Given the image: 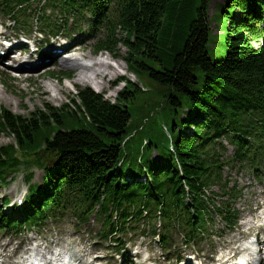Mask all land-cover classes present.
Listing matches in <instances>:
<instances>
[{
  "label": "trees",
  "instance_id": "trees-1",
  "mask_svg": "<svg viewBox=\"0 0 264 264\" xmlns=\"http://www.w3.org/2000/svg\"><path fill=\"white\" fill-rule=\"evenodd\" d=\"M212 1L46 0L64 24L85 13L103 22L98 47L117 52L123 45L130 73L151 89L123 78L114 102L78 87L71 103L26 116L0 105V139H13L0 144V185L20 170L28 182L31 169L44 170L42 184H30L23 222L67 212L87 222L93 215L112 235L146 211L164 228L182 225L191 240L208 231L213 215L233 225L231 202L240 191L222 169L264 170V0L218 5L212 19L221 32L215 35ZM22 3L26 10L32 5L0 0V8L7 15ZM54 19L44 23L61 28ZM144 104L146 115L136 121L134 112L138 116ZM221 140L232 146L229 156ZM153 152L162 165L151 159ZM212 187L220 189L212 196L227 197L221 205L206 194ZM1 216L2 227L22 224ZM160 241L168 244V238Z\"/></svg>",
  "mask_w": 264,
  "mask_h": 264
},
{
  "label": "rangeland",
  "instance_id": "rangeland-1",
  "mask_svg": "<svg viewBox=\"0 0 264 264\" xmlns=\"http://www.w3.org/2000/svg\"><path fill=\"white\" fill-rule=\"evenodd\" d=\"M225 0H213L208 9V16L211 20L210 30L212 31L213 35L219 34L221 31L218 29V24L212 19V16L217 13V6L223 5ZM0 21L6 22L12 27V24H10L6 19L1 18L2 14L0 12ZM99 36L102 34V24H99ZM19 29V27L17 28ZM81 30L87 31L86 33L82 34L83 38H87L89 36L88 33H90L89 30H91L89 27L81 26ZM17 31L13 28H11L10 31H8L9 34L16 33ZM37 37V35H36ZM98 37V36H97ZM99 38V37H98ZM37 39V38H36ZM97 38H94L90 41L91 46L96 41ZM253 46L257 45V42H251ZM117 54L124 55L125 49L123 45H120V47L117 50ZM88 52V53H87ZM90 52V54H89ZM86 57H91V51L89 47L84 50L83 52ZM102 55L100 62L104 61L106 58L111 60L113 63L120 65L118 66H111L110 68H107L105 64H103V68H100L98 70H94L90 67H92L93 64L90 65V67L81 65H75L74 68H77L83 76L80 79L79 71L76 74L75 79L72 82H66L62 79H53L52 84L55 86H61L62 89L60 90L59 96L61 98H56V96H48L50 93L54 94L53 92L46 91L42 84L45 82H48V78H37L34 79L31 83H24L17 80H8L5 79V85H7L8 89L0 85V104L4 106L5 108L9 109L14 114L18 115H28L31 111H34L36 109H42L45 105L50 106H56L60 107L64 105L65 103H70L69 99L73 98V95L76 93L77 87H91L94 89V91L99 92L104 99L114 101L116 94H118L120 91H122V88H124V84L121 82V80L118 83V78L123 77L127 80H129L131 83L139 82L135 78L133 73H130L129 69L125 65L124 61L122 59H111L114 53H101ZM115 55V54H114ZM98 57V58H100ZM97 58V59H98ZM115 58V57H113ZM90 61L91 58H87ZM104 63V62H103ZM73 64H77V61H74ZM107 69V73L102 74L100 72L101 70ZM119 69V70H118ZM116 73L115 76H112ZM78 76V78H77ZM103 79V86L102 88H98L96 86L102 85L101 81ZM115 80V82H113ZM57 81V82H56ZM77 81V82H76ZM141 83L146 87L147 90H150L151 85L147 80L141 79ZM92 82V84H91ZM115 83V84H114ZM139 82V86H142ZM98 84V85H97ZM93 85V86H91ZM3 95V96H2ZM2 96V97H1ZM47 96V97H46ZM51 98V99H50ZM138 103L140 97L138 96ZM61 100V101H60ZM146 105L144 104L141 111H139L138 116L137 112H134V117L136 121L138 119L143 118L146 113ZM160 124H162L160 122ZM135 129H137L135 127ZM191 129V128H190ZM133 134V133H131ZM139 136V133L136 135ZM139 137H137L138 139ZM149 136H143V139H149ZM153 139V138H152ZM154 140V139H153ZM13 142V139L11 137H8L7 135L3 134L0 139V144L5 145L8 143ZM164 142V141H163ZM227 145V143H225ZM226 147V146H225ZM228 150L230 151V146H228ZM151 159L157 163H163V160L161 157L156 153L153 152L151 155ZM52 162H48V165H51ZM34 175L32 182H37L41 184L42 182V175H43V169L42 168H34ZM226 176L228 179L237 185V188L241 190L242 194L240 197H238L236 201L235 208L240 212V219L238 223L235 226H229L221 221L219 217L213 218L212 223V229L210 230V233L205 238L198 241L196 244L187 246L188 248H194L193 251H189L187 248H185V245H180V237L177 236L172 237V241L175 242V252L173 251L174 248L170 250H162L158 245L149 242L147 238H139L138 240L132 241L135 243L133 246L134 249L141 243H143V246H140L142 249L147 248V252H149L151 260L149 262L157 261L161 264H169L168 262H165L166 257L175 258L177 255L185 253H200L204 259L207 261L212 260L209 264H218L216 259L220 258L223 259L226 255H231L234 252V249L238 246L239 243H242L244 240H250L251 238H248L245 233V226L244 224L248 225L249 220L251 219V213L254 212L257 205L258 206H264V176L263 174L254 176L247 170L238 171L236 169L228 170L225 168ZM28 186V183L25 181L24 177L21 173L16 174V177L14 178L12 184L10 187L6 189L0 188V204L1 199L4 194H8L10 199L14 197L15 194L20 193L19 191L15 190H24ZM264 210V207H263ZM86 225H82V227L78 228L80 232H74V229H76V222L75 218L71 214H66L63 219L55 220L54 222H48L45 224L41 229H27L24 234L19 236L17 239H23L25 243H28L29 245L35 243V239L38 238V240L45 242L46 240L50 242V245L52 244H60L65 245L66 241L69 238H73L76 240L75 244L73 245H83L89 250L90 248L96 250L95 254H97L100 259L103 260H109V263H111L113 260L116 259V250H114V247L112 245H108V243L102 244V241L99 239V237L95 236L97 232V225L92 218H90ZM257 226V225H256ZM256 226H253L252 228L255 229ZM69 229V230H68ZM251 229L250 232L253 231ZM24 231V228L22 229ZM254 232V231H253ZM264 237V236H263ZM14 238V235L9 236L5 231H0V243H10L11 240ZM127 236L125 237V239ZM79 239V240H78ZM128 242V241H127ZM195 249H198L199 251L196 252ZM244 249V248H243ZM245 250V249H244ZM239 251V250H238ZM129 251H127L128 253ZM165 256H162V255ZM261 255V254H260ZM264 255V254H262ZM216 256V257H215ZM140 257V256H138ZM213 257L215 259L213 260Z\"/></svg>",
  "mask_w": 264,
  "mask_h": 264
},
{
  "label": "bare ground",
  "instance_id": "bare-ground-1",
  "mask_svg": "<svg viewBox=\"0 0 264 264\" xmlns=\"http://www.w3.org/2000/svg\"><path fill=\"white\" fill-rule=\"evenodd\" d=\"M80 45V44H79ZM78 46V45H77ZM88 53V52H87ZM87 53H85V54H87ZM85 54H82L83 56H87V55H85ZM89 54H90V52H89ZM81 55V54H80ZM87 58H89V57H87ZM86 58V60H88ZM83 58L81 57V59H80V61L82 60ZM29 60V59H28ZM100 60H101V57L100 58H98V59H94V60H92L91 62H89V61H86V62H89V63H86V64H84V65H81L80 63H79V58H77L75 61H77V64H73V62L70 64H66V66H71V67H73V66H75V65H81V67H83V66H85V68L86 67H90V65L91 64H93L92 65V67H90V68H92L93 69V71L94 70H98V69H100V68H103V64H105L106 65V67L107 68H110L111 66L113 67V66H120V65H118V64H115V63H113L111 60H109V59H105L104 61H102V62H100ZM30 62H32V61H30ZM104 62V63H103ZM65 64V63H64ZM119 70V69H118ZM79 71V70H78ZM107 69H104V70H101L100 72H102V74H104V76H105V74L107 73ZM117 74H120V73H116V74H114V75H112V76H115V75H117ZM79 76H80V79H82L81 77L83 76V74L79 71ZM77 78H78V76H77ZM77 82V81H76ZM101 83H102V85L100 84L99 86H96V87H98V88H102V86H103V79H102V81H101ZM91 84H92V82H91ZM98 85V84H97ZM42 86H43V88L46 90V91H48V88H52V89H49V92L51 91V92H53L52 90L54 89V94H52V93H50L48 96H56V98H61L60 96H59V94H60V90L62 89V87L61 86H55V85H53L52 84V82H50V81H48V82H45V83H43L42 84ZM91 86H93V85H91ZM3 96V95H2ZM1 96V97H2ZM47 97V96H46ZM55 98V97H54ZM51 99V98H50ZM61 101V100H60ZM262 228V226L260 225V224H258L257 226H256V228L255 229H253V228H251V229H253V231L255 232L256 231V229H261ZM251 229H250V231H251ZM249 231V232H250ZM253 231H252V233H253ZM257 233V232H256ZM252 241H247L246 243H245V245H243V248L246 250L248 247H251V246H253L254 244H250L251 242H254V240L253 239H251ZM256 241L258 242V243H261V244H264V241L261 239V238H259V237H256ZM52 251H53V253H52V255H54V256H59L60 255V251H59V249L58 248H53L52 249ZM262 253V251L260 250L259 252H258V256L260 257L261 254ZM50 255V254H49ZM31 256V255H30ZM48 256V255H47ZM48 262V261H47ZM225 262H227V261H225ZM45 264H47L46 263V260H45V262H44Z\"/></svg>",
  "mask_w": 264,
  "mask_h": 264
}]
</instances>
